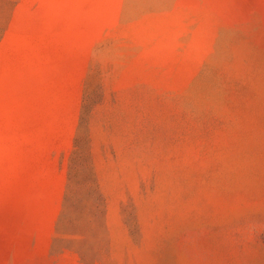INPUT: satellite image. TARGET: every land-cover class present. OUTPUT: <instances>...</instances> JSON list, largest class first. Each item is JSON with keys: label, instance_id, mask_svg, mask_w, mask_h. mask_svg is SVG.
Returning a JSON list of instances; mask_svg holds the SVG:
<instances>
[{"label": "rangeland", "instance_id": "obj_1", "mask_svg": "<svg viewBox=\"0 0 264 264\" xmlns=\"http://www.w3.org/2000/svg\"><path fill=\"white\" fill-rule=\"evenodd\" d=\"M0 264H264V0H0Z\"/></svg>", "mask_w": 264, "mask_h": 264}]
</instances>
